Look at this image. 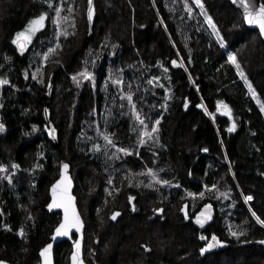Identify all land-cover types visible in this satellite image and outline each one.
<instances>
[{"label": "trees", "instance_id": "trees-1", "mask_svg": "<svg viewBox=\"0 0 264 264\" xmlns=\"http://www.w3.org/2000/svg\"><path fill=\"white\" fill-rule=\"evenodd\" d=\"M201 3L92 0L89 21L88 0H0V260L40 264L60 221L46 211L49 188L68 164L86 264H264V226L252 215L264 219V42L229 0ZM41 13L44 27L20 53L16 33ZM85 69L91 79L73 80ZM141 132L151 133L143 145ZM213 235L229 247L203 256ZM71 248L56 244L54 263L69 264Z\"/></svg>", "mask_w": 264, "mask_h": 264}, {"label": "snow or ice", "instance_id": "snow-or-ice-1", "mask_svg": "<svg viewBox=\"0 0 264 264\" xmlns=\"http://www.w3.org/2000/svg\"><path fill=\"white\" fill-rule=\"evenodd\" d=\"M46 2H48L49 7H51V0H46ZM237 0H233V3H236ZM194 3L197 4L198 6H200L203 9V5L201 3V0H194ZM239 3L243 5L244 8V20L246 21L247 24L249 25H256L259 28V32L261 36H264V3H260L259 7L256 8L255 10L251 9L249 7V4L246 2V0H239ZM88 19L89 21L92 20L93 18V8H92V0H88ZM185 8L191 12V9L188 8L187 3H185ZM71 10V9H69ZM56 14H57V18L53 19V23L57 25V35H61L63 34L65 37L68 35V33L66 31L61 30L60 28V12L61 9L59 7H57L55 9ZM46 18V13H41L38 17L30 20L28 22V25L26 26L25 30L22 32H17L16 33V39L13 40L14 44H17L19 47V50L21 52L24 51L25 47L27 46V42H29L31 40V36L34 35L39 29L44 27V21ZM205 18L208 22V24L212 27L213 32L217 35V37L220 39L221 42V47L224 46L223 44V38L219 36V32L216 29L215 24L212 22L211 17L207 16V14L205 13ZM21 38H23V42L21 41ZM115 47V45L113 46ZM54 49L49 48L48 52L44 53L45 58H47L48 54L53 52ZM228 58L229 60L236 65L237 70H238V74L241 77H244V73L243 71L240 69L239 64L236 62V58L234 56L233 53L229 52L228 53ZM173 65L177 64L176 60L172 61ZM180 66H183V62L180 63ZM78 76H82L84 79H91L92 78V73L87 71V69L83 70L80 73H77L76 75H74L72 78L73 80H77ZM33 78L35 79V76H33ZM155 79V78H154ZM245 83L248 86L249 91L252 93V96L255 98L256 96V92L255 90L252 88V85L247 81V78L245 77ZM152 81H149V83H151ZM8 81L5 80H0V84H7ZM114 83H120L119 80L114 81ZM129 101L131 102V95L129 94L128 96ZM218 110H220L221 108L224 111L225 115H228L229 118L231 119V109L229 108V106L227 104H225L223 101H218ZM187 102L185 103V107H187ZM202 105H198V107H201ZM261 112H264V104L261 105L260 108ZM206 113H207V109H205ZM45 113L47 114V109H45ZM137 117V119H139V114L134 113ZM141 123H143V121H141ZM159 124V120H157L155 122V124L152 126V132H156L158 129L156 127V125ZM36 126L33 125V130L35 131ZM5 130V126L4 124L0 123V132H3ZM235 130V123L232 124L231 127L228 128L229 132H232ZM55 130L52 129L50 130V135L53 136V138H55L54 135ZM144 137H148L151 138V133L149 132H141L140 133V138H139V143L141 145H143L145 143V139ZM104 139L108 142V144H112V141L109 139V137L107 135L104 136ZM93 147L95 148H99V145H94ZM205 151H207V149H204ZM119 151L124 152L125 154H129L128 153V149L126 148H120ZM42 155V153H41ZM19 166L16 164L12 165V168H18ZM68 168L67 164H62L61 166V172H62V176H61V180L57 181V183L55 185L52 186V194H53V202L50 203L48 205L49 209L52 208H63L64 212H65V218L64 221L61 222V224L56 228L55 230V234L58 236H68L69 235V229L70 228H75L77 232L80 231L81 227H82V221L80 220L79 215L76 212L75 206L72 203L74 197H72L70 194H68L67 189L68 187H70V182H68V178L67 176L64 174L65 170ZM5 171V166L3 164H0V172ZM149 174L152 175V179L156 180L157 183L160 184H167L169 183L166 180H157L155 173L152 172L151 169L148 170ZM109 183H112L111 179L109 180ZM64 184V196L66 198V202L65 201H57L56 200V189L59 185ZM213 188H215V185H212ZM118 191V190H117ZM189 195H192V193H189ZM201 196L204 195V193H200ZM129 202H131L134 198L132 196L128 197ZM253 197L248 195L244 197L245 202H248L250 200H252ZM211 206L210 205H205L204 209L201 211V213H198L196 216V220L195 222L201 226H203L205 219H210L211 218V212H210ZM133 210H135V206L133 205ZM154 211L160 212L162 211L161 209H155ZM183 211V209H182ZM120 213L119 212H113L111 218L113 220H115L117 218V216H119ZM252 215L256 218L257 222L259 224H261L262 226H264V219H261L259 216H257V214L255 212H252ZM187 218V215H186ZM5 227H7V225H5ZM229 231L231 232V234L233 236H239L242 235L243 233L241 232H232L231 229H229ZM20 234L23 235V230L21 229ZM201 240H204L205 237L201 236L200 237ZM221 241H219L217 239V237L215 235L212 236L211 240L208 242V244L206 245L205 248H201L200 251L201 253H204L206 251V248H214L217 246V244H220ZM260 243H264V241H260ZM52 245H46L43 249H41V256L44 258V264H51V260H50V252L49 250L51 249ZM79 247H80V241L77 240L75 241V248L76 251L73 253V264H82V261L79 260ZM145 250L147 251V247H145ZM0 264H5L4 261L0 260Z\"/></svg>", "mask_w": 264, "mask_h": 264}, {"label": "water", "instance_id": "water-1", "mask_svg": "<svg viewBox=\"0 0 264 264\" xmlns=\"http://www.w3.org/2000/svg\"><path fill=\"white\" fill-rule=\"evenodd\" d=\"M229 2L232 5V7L234 9H236L241 14L242 19H243V22H244V25L248 29L258 32L261 40L264 42V36H261L260 35L258 26H256V25H249L244 20V8H243V5L239 3V0H237L236 3H233V0H229ZM246 2L249 4V7L251 9H253V10H255L256 8H258L260 3H263L261 0H246ZM21 41L23 42V38H21ZM15 46L17 47V49H18V51L20 53H23L26 50V47H27L26 46L25 49H24V51L21 52L19 50L18 45L15 44ZM221 110L223 111L222 108H221ZM64 174L67 176L68 182H70V187H68L67 192L72 197H74L72 203L74 204L75 209H76V212L79 215L80 220L82 221V227H81V229H80L79 232H77L75 228H70L68 230L69 231V235L68 236H58V235L55 234L56 228L61 224L62 221H64L65 212H64V209L63 208H52V209H49L48 208V205L53 202L52 186L55 185L57 183V181L61 180L62 172H61V168H60V173H59L58 179L49 188V202H48V204L46 206V211L49 212L50 214H53V213H59L60 214V221H59L58 225L56 226V228L54 229V231H53V233H52V235L50 237V241L46 245H49V244L52 245L51 249L49 250V252H50V260H51V264H55L54 263V248H55V245L58 244V243H60V242H63V241L70 242L71 245H72V248H71V254L69 256V264H73L72 257H73V253L76 251L75 241L79 240L80 241L79 260L82 261V264H86L85 261H84V257H83V243H84L85 224H84V220L82 218V215H81V213H80V211L78 209L76 196L74 195V187H75V185H74V181H73L72 175L70 173V167H69V165H68V168L65 170V173ZM64 187H65L64 184H61V185H59L57 187V189H56V193H57L56 200L57 201H65L66 202V198L64 196ZM244 203L247 205V202L244 201ZM207 220L208 219H206V221ZM216 237H217V239L219 241H221V243L220 244H217V246L214 247V248H206V251L204 253H201L203 256H208V255H211V254H214V253L222 252V251L226 250L229 247V243L227 241H224V240L220 239L218 236H216ZM211 238H212V236L206 241V243L203 246V248L206 247V245L211 240ZM263 245H264V243H263ZM39 258H40V264H44V258L41 256V250L39 252ZM4 262H5V264H10V263H8L6 261H4Z\"/></svg>", "mask_w": 264, "mask_h": 264}, {"label": "rangeland", "instance_id": "rangeland-1", "mask_svg": "<svg viewBox=\"0 0 264 264\" xmlns=\"http://www.w3.org/2000/svg\"><path fill=\"white\" fill-rule=\"evenodd\" d=\"M32 36H33V35H32ZM32 36H31V39H32ZM30 41H31V40H30ZM30 41H29V42H27V47H28V45H29ZM27 47H26V49H27ZM246 206H248V205H246Z\"/></svg>", "mask_w": 264, "mask_h": 264}]
</instances>
